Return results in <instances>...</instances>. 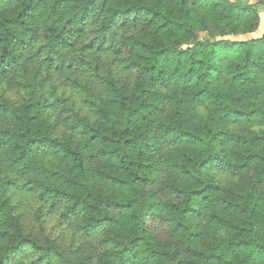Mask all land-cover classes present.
<instances>
[{
  "label": "trees",
  "instance_id": "obj_1",
  "mask_svg": "<svg viewBox=\"0 0 264 264\" xmlns=\"http://www.w3.org/2000/svg\"><path fill=\"white\" fill-rule=\"evenodd\" d=\"M259 26L248 0H0V264H264Z\"/></svg>",
  "mask_w": 264,
  "mask_h": 264
},
{
  "label": "rangeland",
  "instance_id": "obj_2",
  "mask_svg": "<svg viewBox=\"0 0 264 264\" xmlns=\"http://www.w3.org/2000/svg\"><path fill=\"white\" fill-rule=\"evenodd\" d=\"M263 2H264V0H248L249 4H253L256 6V9L260 14V26L253 34H251V36H253V37H259L260 35H262L264 33V6H263ZM199 38L201 40L208 39L206 34H200Z\"/></svg>",
  "mask_w": 264,
  "mask_h": 264
}]
</instances>
